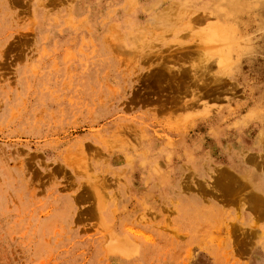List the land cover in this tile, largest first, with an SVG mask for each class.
I'll list each match as a JSON object with an SVG mask.
<instances>
[{
	"label": "rangeland",
	"instance_id": "1",
	"mask_svg": "<svg viewBox=\"0 0 264 264\" xmlns=\"http://www.w3.org/2000/svg\"><path fill=\"white\" fill-rule=\"evenodd\" d=\"M0 264H264V0H0Z\"/></svg>",
	"mask_w": 264,
	"mask_h": 264
},
{
	"label": "bare ground",
	"instance_id": "2",
	"mask_svg": "<svg viewBox=\"0 0 264 264\" xmlns=\"http://www.w3.org/2000/svg\"><path fill=\"white\" fill-rule=\"evenodd\" d=\"M222 40V39H221Z\"/></svg>",
	"mask_w": 264,
	"mask_h": 264
}]
</instances>
